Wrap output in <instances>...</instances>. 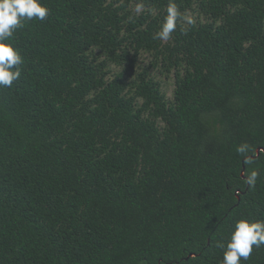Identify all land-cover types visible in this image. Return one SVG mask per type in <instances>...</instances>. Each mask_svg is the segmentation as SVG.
I'll list each match as a JSON object with an SVG mask.
<instances>
[{
    "label": "trees",
    "instance_id": "trees-1",
    "mask_svg": "<svg viewBox=\"0 0 264 264\" xmlns=\"http://www.w3.org/2000/svg\"><path fill=\"white\" fill-rule=\"evenodd\" d=\"M43 2L0 88V264H222L264 221V0H175L168 41L169 0Z\"/></svg>",
    "mask_w": 264,
    "mask_h": 264
},
{
    "label": "clouds",
    "instance_id": "clouds-1",
    "mask_svg": "<svg viewBox=\"0 0 264 264\" xmlns=\"http://www.w3.org/2000/svg\"><path fill=\"white\" fill-rule=\"evenodd\" d=\"M49 14L50 9L43 0H0V88L12 87L13 82L18 81L22 74L20 66L23 64V56L11 44L15 31L23 27L25 21H44ZM181 21L192 23L191 19L180 13L175 0H169L167 15L154 38L170 40ZM236 151L248 162L249 153L252 151L248 144L238 145ZM258 176V171L253 169L245 175V179L250 186H254ZM253 246H264V221H251L246 218L237 220L228 241L217 245L224 250L222 264H241L242 260H248Z\"/></svg>",
    "mask_w": 264,
    "mask_h": 264
},
{
    "label": "rangeland",
    "instance_id": "rangeland-1",
    "mask_svg": "<svg viewBox=\"0 0 264 264\" xmlns=\"http://www.w3.org/2000/svg\"><path fill=\"white\" fill-rule=\"evenodd\" d=\"M143 58L146 59L147 55L144 54ZM158 76H159V79L161 80L163 90L165 91L167 96L169 98H173V92L175 89L174 83H173V78H170V77L167 78V77H164L163 75H158Z\"/></svg>",
    "mask_w": 264,
    "mask_h": 264
},
{
    "label": "water",
    "instance_id": "water-1",
    "mask_svg": "<svg viewBox=\"0 0 264 264\" xmlns=\"http://www.w3.org/2000/svg\"><path fill=\"white\" fill-rule=\"evenodd\" d=\"M261 152H264V149H263V148H260V149L257 150V155H256V157H258V156L260 155ZM242 176H243V178H244V176H245V170H243V172H242ZM192 256H194V255H192Z\"/></svg>",
    "mask_w": 264,
    "mask_h": 264
},
{
    "label": "bare ground",
    "instance_id": "bare-ground-1",
    "mask_svg": "<svg viewBox=\"0 0 264 264\" xmlns=\"http://www.w3.org/2000/svg\"><path fill=\"white\" fill-rule=\"evenodd\" d=\"M226 187V186H225ZM108 263V262H107Z\"/></svg>",
    "mask_w": 264,
    "mask_h": 264
}]
</instances>
